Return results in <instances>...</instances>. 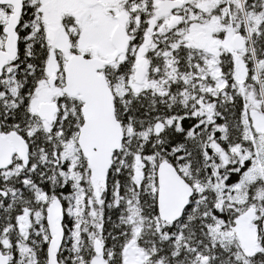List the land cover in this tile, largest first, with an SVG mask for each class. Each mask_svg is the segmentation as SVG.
<instances>
[{
  "label": "snow or ice",
  "instance_id": "6c2138e0",
  "mask_svg": "<svg viewBox=\"0 0 264 264\" xmlns=\"http://www.w3.org/2000/svg\"><path fill=\"white\" fill-rule=\"evenodd\" d=\"M0 264H264V0H0Z\"/></svg>",
  "mask_w": 264,
  "mask_h": 264
}]
</instances>
